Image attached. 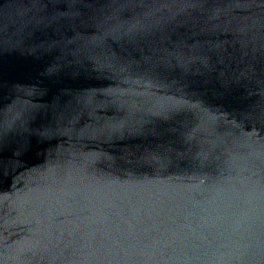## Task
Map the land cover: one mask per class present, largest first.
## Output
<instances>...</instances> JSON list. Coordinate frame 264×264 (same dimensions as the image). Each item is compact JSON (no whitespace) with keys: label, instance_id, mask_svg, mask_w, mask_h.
<instances>
[{"label":"water","instance_id":"1","mask_svg":"<svg viewBox=\"0 0 264 264\" xmlns=\"http://www.w3.org/2000/svg\"><path fill=\"white\" fill-rule=\"evenodd\" d=\"M0 264H264V0H0Z\"/></svg>","mask_w":264,"mask_h":264}]
</instances>
